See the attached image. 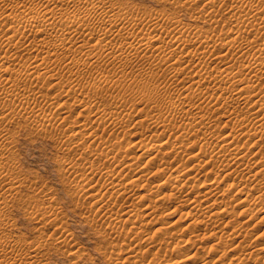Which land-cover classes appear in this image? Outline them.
Instances as JSON below:
<instances>
[{"label": "bare ground", "instance_id": "6f19581e", "mask_svg": "<svg viewBox=\"0 0 264 264\" xmlns=\"http://www.w3.org/2000/svg\"><path fill=\"white\" fill-rule=\"evenodd\" d=\"M160 1H163V0H160ZM164 2L166 5L169 4L168 7L171 6L173 9L176 10V12L177 11L179 12L180 10L185 9L186 11H188L190 13V15L188 14L190 16V18L192 17L195 21L197 19H201V18L209 21L210 22V28L209 29L207 28V29L210 30V32L208 33V30L206 29L207 30L206 31L204 29L203 31L204 32L206 31V33H204L200 29V27H202V25H199L200 26L199 27L200 30H199V29H197V27H195L196 24H195V26L194 25L190 26V25H192L191 23H189V25H188V23H185V22H184L185 24L183 22H182L183 23L182 24L181 21H179L180 18L178 20L177 19L178 17H176L175 15L172 16L170 14L169 16L168 15L166 16L167 13L166 14L164 13L165 16H164V14L161 16V14H157L158 11L153 13L150 10H149L150 12L146 11V12L140 14L139 10H137L138 12L133 11L134 10V9H132L133 7L131 8L130 6H128L132 10L128 9V8H124L123 5L121 7V5H120L121 2L119 4L118 0H0V165H1V163H4V158L6 157L5 154L8 155L7 153L9 152L8 151L9 147L7 146L8 143L6 144V140L10 137L11 133L13 131H15V129L12 128L14 130L11 129V132H10L8 126H9V124H12V123L18 124V122L21 120L25 121L27 124H29V126L35 125L38 128L37 129L38 131L40 130L41 132H45L46 134L47 133L48 134H50V133L57 134L58 137H55L54 136L55 134H52V135L55 138H57V140L59 139L58 143H60L59 145H61V148L67 154L68 153L71 154L72 152H74V154H75V155L73 154L74 157H76V154L78 153V151H80V149L83 151H89V153H90L95 149V147H96V149H95L96 151L99 150V149L97 150V148L102 147L101 151L96 152L94 150L92 152V153L96 154L95 155V160L97 161L96 163L88 161V162H83V164L77 166L81 162H79L77 164L71 162L73 164H70L68 161H67L68 163L66 161H64V164L62 166L60 173L63 174L62 176H64V175L67 176L68 180L71 177L75 178V180L77 181L76 182L73 179L77 183V184L75 183L76 186L74 184V186L76 188L75 192H77L80 195L79 196L77 194L79 197H82V198L84 197L85 199H88V198L94 199L93 200L94 203L91 202L92 203L91 204L89 202L91 204L88 208L89 210L91 209V211L93 210L94 212H96L100 215H103V216L106 215L107 213L109 214L108 207L109 206L112 207L111 204L108 205L109 203L108 204L106 203L107 205H104L103 203H105L106 201L108 202V200H111V199L113 200V198L117 199L120 197H123V198L130 197L131 195H133V192H134L132 190L134 188H136V186L137 187L140 186L138 183H141L140 180L143 178L141 175H143V176L146 175V174L144 175V172H142L143 174H140L141 173L140 168L137 169V166L133 167L136 164V163H133V161H132V163L131 162L130 163H126V162L123 163L121 161V158L123 160H125L124 158H128L131 155V152L128 151L131 148L129 146L130 144L128 146H126V148H128V149H125V148H123V147H125V145L119 144L120 143V142H118L119 137L118 138L116 137L118 140L116 139L117 143H115V141H113L115 138H113V140H111V138L110 139L108 138V140H103V138H101V137H103L104 135L102 134L101 136H99L101 134V133L100 134L98 133L99 128H101V127L103 128V127H105V125H108L109 127L112 125L117 131L116 127L119 128V126H121V125H124V124L126 125V123H127V122L125 123L126 119L123 122L124 124H122L121 118L119 119L118 117H115V111H113L114 115H113V112H111L112 110L110 111L112 114L111 113L107 114V113H109V111L105 114L104 113L105 111L103 110L104 106L101 105L102 107H100V104L98 103L100 100L95 102V103H96V105L98 103L99 107L104 112H101L100 108L96 107L95 103H90L88 100H91V99L88 96H86V98L87 97L89 98L87 100V102L86 101L84 102L85 97L84 98L82 97L83 102L80 101V100H82V99H80V95H82V92H83L82 89L84 87H86L88 84H90L89 83L90 81L85 86L83 85L84 87H81V89H80V87H78V86L76 87V85L79 82L78 79L76 78L75 80H76V82L77 81L78 82L75 85V88L72 87L71 90L68 89L69 91H66L67 89L66 90L64 89L62 91V93L64 91L67 92V93L66 92L64 93L65 95H62L61 91L57 90L58 92H60L59 94H61L62 96H60V95L56 96V94H54L56 97L55 96L49 97V95H46L44 93V89L46 88V86H48V87L46 88L45 91H47V89H51L50 85L53 86V87L51 86L53 89H54V87H58L60 80H62L64 78L62 76L63 78L59 80V77L57 76V73H59V70H56V72H55L56 74L53 72L54 68H57V67H59V69H62L63 71L65 70V72H67L71 78H73V77L75 78L76 75H78V74L81 75L82 73H87L89 71L92 73V71L90 69H91V67H93L95 65H99V67L100 66H102V67L103 66H108V67L113 66L115 68H118V70H120V73H125L124 70L126 68H128V66H130L134 60H137L140 58V59H144V61H145V59L149 60V59L154 58L156 56L157 62L155 64L153 63L152 67L150 66L151 64H149L150 67L148 66L149 68L148 67H146V68H148L149 70L151 68V70H152V73L150 72L151 74H153L155 69L158 71L164 70V72H165V69H167V71H169V72L171 71L169 74V81L171 82V85L173 84L172 86L175 87L174 91L176 92L175 93L173 91L174 93H171L170 92L171 90H169V91L165 90L167 93H160V91L155 90L156 88L155 89L146 88V90H145L146 95H147L146 97H152L153 98V100L151 101L153 103H151V105L154 104V102L158 101L159 106H161L160 103H163V102H168L172 106V108H170L171 111L169 112V117L165 113L166 116L164 118L167 117L168 120L163 119L162 118L163 116L160 118H162L163 120L170 121V123H171V121H174V119L177 118L176 117L177 115L179 116L180 114H185L184 116H186L188 118V120L190 119L189 120L190 122L188 124H186L185 127H181L182 129L184 128L185 130L187 129L188 131L196 129L195 131L201 133V135H202V132H200V131L205 130V133L203 132V137L201 139H203L205 137L204 140L207 139V140L211 141L210 142V141L206 140V141H204L205 143H208L209 145H210V143H213V142H216L217 143L216 145L220 144L219 150H216L214 148L215 151H217V152H215L214 150H211V152L213 151L212 152L213 154L211 152H210L211 153L210 154L209 152H207L209 145L207 146V144H205L203 142V144H204L203 148H201V147L199 148L200 150L202 149L203 152L201 151V153H203V154L199 155L200 153L193 154V152L195 150V149L194 150L192 149L193 147H191L192 151L190 150L191 152H189L186 150L189 148L188 146H186L188 148H185L184 144L181 147H180V145H177L178 143L176 144L175 140H176V138H177V141L180 139H179V137H175L174 142H175L176 146H173L171 144L173 142L172 141L170 144L173 147L172 146L170 147L171 150L168 153L176 156V155H180V152L185 153V151H187L186 155H188L189 153H192L191 155H193L190 157L191 164H193L195 162L197 163V161L199 162V164H197V166H195V164H196L195 163L194 166H192L191 168L189 167V170H187L188 168L185 169L182 166L186 171L183 174L180 173V169H181V171H183L182 170L183 168H181L179 166V164H176V166L178 165V167H180V169H178V167H177L176 170L178 173L176 172V175L174 173L172 174V172H171V175H169L165 180L161 181L159 179L160 182L157 180L159 183V187L160 186L164 187L168 184H169L168 186H170L171 185L170 183H172V181L174 183V186L172 183V187H171V188L174 187L173 189H171L173 192L170 191L172 196L170 195V193L169 194L167 193L168 194L167 195L166 192H161L162 194L164 193L163 195H167L164 197H167V198L173 197V199H176V201L178 199H179L178 201H181V200L183 201V199H186L188 196L181 199L182 196L180 197V192H181L180 188L183 186H187V187L190 186L191 187L190 190L192 192H193V189L196 190V194H195V192L193 194H195L197 197L195 199H191L192 201L189 200V201H191L190 203H191L192 207H191V209L188 208L189 209V211L187 212L188 214L185 213V211L187 209L185 211L184 210L183 211L180 210V211L184 212L185 215L187 214L189 216V218L192 217V216L190 217V215L193 214L192 212H195L194 213L195 215L210 214L209 219L212 218L213 219L212 222L215 221L214 226H216V220H218V219L220 220V218H221V220H224L222 218L227 216L226 214L229 215L228 212L230 210H227V208H225V205L227 204V202L225 204V198L227 197L226 199H228V196H227L228 195L227 194L228 188H229L228 185L225 187V189H227V190H224L223 185L226 183L223 184L221 182L223 184L222 189L225 191V193L224 194L222 193L223 194L222 196L220 195L223 200L219 201L220 199H218L217 196H218V193L221 191L220 190V188H221L220 187V180H219L221 176L218 177V174L216 172H214L217 174V175L215 174L216 177L213 176L215 178L213 180L212 179L210 180L212 182L209 181V177H208L207 181L210 183L205 182L206 181V179H205V181L203 180L204 182L203 183L201 182L200 185H198L196 183L199 181V178L197 177L198 181L195 180V177L198 176V174L195 175L194 180L196 182L194 180L193 181L196 183L197 186L194 183H193V186H192V184H189V186H188V182L191 180L187 181L185 178L187 176H190L192 172L194 174L195 173L194 171H196V173H199L201 171V169L203 170L206 167H210V165H212L213 163L219 162L220 160H223V159L225 160V157L226 158L229 157L228 158L229 162L224 163V165H223L224 167L222 169L220 168V171L222 170V172H223L222 174H224L226 178L230 177V175L232 173H235L237 171L236 172L237 174L235 173V175H231V176H233V177L236 175L238 176L239 175L238 173H240V175L242 176L241 177L242 179L244 177L245 178L247 177L246 179H243L244 181L248 180L250 182H253L254 185H256L255 184V182H256L257 184L260 185V188L262 189L261 185H264L263 184L264 183V165H262L263 167L258 166L260 168H258L252 174V172L255 169L252 168L251 166H246L248 164H246V165H242V164H244L243 162L245 160L248 161L247 158L249 156H250L249 158H251V159L253 157H255V158L258 157L257 156L258 154L261 156V152L259 149L260 148L259 142L261 140H264V0H233V3L230 1V3H232V4L226 3V0H204L201 5H198L199 7L198 6L193 7V5L191 4L192 0H164ZM220 12H222L224 14L221 15ZM173 14H174V12H173ZM203 19H202V21H203ZM192 27H194V28H192ZM215 31H217L218 33H216ZM214 34H217V35H214ZM91 51H95V52L90 53ZM26 55H27V57H25ZM214 60H215V62L218 61L217 65H214V63H213ZM144 61H143V63H144ZM151 61H152V59H151ZM152 62H150V63H152ZM147 63H148V61H147ZM147 63H145V65ZM139 64H140V62L138 63V65ZM218 64H220V65L218 66ZM138 65H135V66H138ZM139 66H141V65H139ZM95 67H97V66H95ZM99 67H97L99 70L102 69L101 67L100 68ZM110 67L108 69H113V67L112 68H110ZM141 68H143V66ZM146 68L144 67L143 69H146ZM143 69H140V67H139V69H138L139 72H138L137 76L138 75L139 76L140 75L145 76V74H143L144 73ZM208 69H210V71H207ZM118 70L116 71V74L124 76L120 73H117V72H119ZM132 70L134 71V68H132V66H131L130 71H132ZM202 70H205V71H202ZM135 71L137 72V70H135ZM200 71H202V72H200ZM90 72H89V74H91ZM128 72H127V74H128ZM148 72H146V73H148ZM95 73H97V71ZM104 73H102V71H101V74H104ZM61 74H63V72ZM133 74L134 73L131 74L133 77L136 76ZM161 74H159V75H161ZM85 75L87 76V74H85ZM85 75L82 74L81 76L86 77ZM165 75H166L165 77L168 78L167 77L168 74H165ZM245 75H246V77H245ZM89 76H91V75H89ZM102 76H104V75H102ZM84 77H82L79 80L83 82ZM103 79H104V77H103ZM114 79L115 78H113V82H114ZM119 79L117 81H119ZM130 79H131V77H130ZM141 79L143 80L142 77H141ZM98 80H100V79H98ZM98 80H96V81H98ZM104 80H106V79H104ZM107 80L109 81L108 78H107ZM110 80H112V79L110 78ZM123 80L125 81V78ZM165 80H167V79H165ZM184 80H188V83H190L192 85L191 87H195V85H196V87L194 89H191L190 87H185L187 82ZM100 81L102 82V79ZM141 81H140V83H141ZM169 81H167V82H169ZM180 81L181 82L184 81V83L186 82V84H183L185 88L182 87L183 90H181V91H180V89H181L180 88V83H181ZM67 82L69 83V80ZM71 82H74V81L71 80L70 83ZM101 82H97V83H101ZM132 82L135 83L136 81H132ZM84 83L85 82H83V84ZM93 83H94L93 85H91L92 83L89 85L90 87L88 86L89 90L87 91V93H90V92L94 93L95 92L94 95H96V92L98 90H100L103 86L101 87L100 84L97 85V84H95V82H93ZM105 83H103V84H105ZM117 83H116V79H115V84H117ZM124 83H121V85H123ZM137 83H139V82H137ZM21 84H24V86L27 85V87H29L31 89V92L24 90V88L20 89ZM80 84H82V83H80ZM80 84H78V85H80ZM108 84L106 85L107 87H109ZM111 84H109V85L111 86ZM141 84L145 85L146 83H141ZM147 84H148V82H147ZM208 84H213V86H215L214 89H212L213 87H211L209 85V87H210L209 89L212 90L211 92H209L210 90L206 91L208 88L205 91L202 89L203 87L207 86ZM65 85H64V87H65ZM121 85L119 83L118 86H121ZM131 85H133V84H131ZM24 86L22 85V87H24ZM71 86H74V85L72 84ZM106 86L104 85V88ZM149 86L153 87L152 85H150V83L148 84V87ZM187 86H188V84H187ZM234 86H236V88ZM70 87H67V88H70ZM115 87H117V86H115ZM110 88H108V89H110ZM159 88L157 87V89H159ZM22 89L24 91H20ZM116 89H118V88H116ZM167 89H169V88H167ZM140 90H141V88H140ZM84 91H85V89H84ZM107 92H106V94H107ZM168 92H169V94H168ZM47 94H49V93H47ZM102 94H104V93H102ZM52 95H50V96H52ZM87 95H89V94H87ZM117 96H115L116 99H119V98H117ZM92 97H94L93 94H92ZM112 97L113 96L111 95V98ZM146 97H145V99L147 102L150 99L147 100ZM69 98H71V100L75 99V101L73 103L69 102V104H68L69 106H68L65 101H69L68 100ZM94 98L92 100H94ZM56 99H61L63 101H62V103H60V102H58L59 101L58 100L57 101L58 104L54 105V103H56L55 102ZM120 101H121V99L118 101V103ZM122 101H123V99H122ZM188 103L193 104L192 107H194V105H196L197 107H200L198 105H202L204 103V105L205 106L207 105L208 108L211 107L212 112H214V113H217L222 108L227 109V110H225L227 115L225 113L222 115H224V116L226 115L224 117L225 118V124H227V125L231 124L230 129L228 130V128H224L223 130L222 129L220 130V129H216V127H215V129H212L211 128V122H213V120L211 118H209L208 120L207 119L206 120H204V119L199 120L198 119V121H197V116H198L199 112L194 113L190 109H187L186 105H188ZM114 105H115V107L117 106L116 103ZM122 105H123V103H122ZM122 105H120V107ZM149 105H147V106H149ZM76 106L83 107L81 112L77 111L79 113H77L78 116L76 114V117L85 118L84 120L77 121L78 118H76L77 120L73 121L72 120L73 118L70 119L72 116L75 117L73 115V112H74L73 110H75ZM159 106H157V107L159 108ZM166 106H167V104L165 105V107ZM167 109H169V107ZM147 110H149V109H147ZM132 111H133V109L131 110V112ZM129 112L126 113V115L129 114ZM146 112H148V111H146ZM166 112H167V110H166ZM212 112L210 114H213ZM41 113H44L43 117H42ZM222 115H220V117ZM127 116H129V115H127ZM151 116H152V114H151ZM132 117H134V116H132ZM152 117L154 118V115ZM202 117L204 118V116H202ZM206 117L207 116H205V118ZM200 118H201V115H200ZM70 120L73 122H71ZM130 120H131V117L128 120V122ZM154 120L156 122L155 118L153 120L151 118V122H149V125L154 126L156 124L154 122ZM134 121H132V122L134 123ZM136 121H138V119ZM142 121H144V120H142ZM142 121H140V119H139V121H138L139 123L136 122L133 124L132 127L133 128L135 127V131H134L135 133L133 132V134H131L132 136L130 135L131 137H134V136L136 137V135H138L137 137H140V136L146 134V132L145 133H143V132L148 127L146 128V125L144 124L146 121H144L143 123H142ZM160 121L161 120H159L158 122L160 123ZM175 121H174V123H175ZM158 122H157V124H158ZM15 124H14V126H15ZM21 124L22 123H20V125ZM23 124L21 125V127L26 125V124H24V125ZM161 124H163V122L160 123L158 125V127H160ZM167 125H170V124H167ZM167 125H166V127L165 126L164 127L169 129ZM175 125L177 126V124H175ZM161 126H163V125H161ZM172 126H174V125L172 124ZM31 127H33V126H31ZM155 127H157V126H155ZM158 127H157V129H158ZM227 127H229V126H227ZM16 128H18V126ZM25 128H27V127H25ZM133 128H131V129H133ZM160 128H162V127H160ZM105 129H106V127H105ZM148 129H150V128H148ZM170 129H172V128H170ZM206 129H209V130L211 129V131L208 130L209 131L208 132ZM109 130H111V129H109ZM109 130L108 131L103 130V131H106L105 133H109L110 132ZM197 130H200V131H197ZM147 131L149 132L150 130H147ZM175 131H178V130H175ZM179 131L177 133H179ZM33 132L34 131H32L31 133H33ZM114 132H115V130H114ZM189 132L191 133L192 131H189ZM13 133H16V132H13ZM124 133H126V131H124ZM175 133L176 132H174V134ZM199 133H198V135H200ZM42 134H44V133H42ZM115 134H114V136H115ZM126 134H129V133L127 132ZM179 135H180V133H179ZM194 136H196L195 133H194ZM151 137H149V138L153 140V138H151ZM155 137H157V136H154V146L151 145L152 147L150 146V148L144 147L142 149L140 148L141 149L140 150L139 148H137L135 146L136 142L134 144L133 143L134 141H133L132 142L133 144H131L133 146V148L138 149L137 150L138 153L140 152V154L143 155V157L145 155L148 162L147 163L144 162V165H148V166L152 165V163H153V162L151 163L152 157L154 155L157 156L160 152L161 153L164 152L166 147H168V146H166V147L162 146V144L164 145V143L156 145L157 142L155 143V141H157V139H160V138L157 137L155 139ZM12 138H14V137H12ZM9 139H11V138H9ZM57 140L55 139V142H57ZM241 140L247 141V143H249L248 141H251L252 143L251 142L250 143H251L252 147L250 146L251 148L250 147L247 148V147H245L246 145H244V146H241V148H240V146L237 147L234 145L235 143L237 144L239 141L242 142ZM160 141H162V140H159L158 143ZM166 141L168 142V139ZM167 142H166V144H169ZM129 143H131V142H129ZM139 143L137 142V144H139ZM141 143H142V141H141ZM244 143H246V142H244ZM147 144H150V143H146V145L145 144L144 145L147 146ZM151 144H153V143H151ZM203 144H201V145H203ZM201 145H199V146H201ZM216 145H214V146H216ZM233 146H235V147H233ZM147 147H149V145ZM196 147H198V145ZM169 149L167 151H169ZM196 150H197V148H196ZM129 153H130V155H129ZM138 153H136V154H138ZM161 153L158 157H155V159L159 158V160H160ZM207 153H209V154H207ZM84 154H86V153H84ZM84 154L82 153L83 156H84ZM140 154H138V155H140ZM164 155H165V153H164ZM164 155H163V157H164ZM175 156H172V157H175ZM79 157L81 158V156H79ZM84 157H82V158L84 159ZM138 157H136V158H138ZM172 157L170 156V159ZM176 157H175L174 162H177ZM202 157H203V159L208 158V160L207 161L201 160ZM187 158L189 160L188 156H187ZM83 159H81V161ZM170 159H168L166 161V163ZM76 161H77V158H76ZM78 161H79V158H78ZM83 161H86V160H83ZM225 161H227V160H225ZM249 161H250V159H249ZM106 162H110L112 164H115V168H112V170L106 168L107 170H105V163ZM154 162H156V161L154 160ZM163 162L164 161H161L162 164H164ZM172 162H171V164H172ZM190 162L188 161V163H190ZM200 162L204 163V165L200 164ZM258 162H260V161H258ZM65 163H67V164H65ZM168 163H170V162H168ZM221 163H219V165H222ZM252 163L254 164V160L252 161ZM252 163H249V165ZM262 163H264V161H262ZM8 164L9 163H7V165ZM162 164L160 166L159 164L157 165L155 163V165L158 167L157 169L155 168L158 175H159L158 170L161 169V167L166 166L165 164L164 165H162ZM259 164H261V162ZM60 165H62V164H60ZM213 165H215V164H213ZM111 166L112 165L110 164V167ZM241 166H243V167L245 166V167L240 169ZM7 167L8 168L4 167L3 164L0 166V264H45L42 261L40 255L44 249H47V248H50L51 246H53L54 245L53 242L48 241L46 239H42V240L38 241L36 244L27 245L26 241H24L21 238H14V237L6 236L3 234L4 230L10 226L8 219L5 217L6 216L5 207H6V209L9 207V202H7V203L3 202L5 200L4 197H6L9 200L10 196H13L16 193L17 188L22 183L21 180L17 179L16 177H13L12 168H9V166H7ZM59 167L61 168V166H59ZM255 167H257V165ZM168 168L169 167L165 168V170ZM211 168H208V169H211ZM141 169H142V167H141ZM144 169H145V167H144ZM144 169H142V170H144ZM163 169L161 170V172L163 171ZM199 169H200V171L197 172ZM211 170H210V172H211ZM174 171H175V168H174ZM205 171H206V169H205ZM132 172H135L136 174L134 176L126 179L125 181L121 182L122 181L121 176H127V175H129V173H132ZM153 172L156 173L155 171H153ZM162 173H164V172H162ZM207 173H206V175H207ZM150 174H151V172H150ZM157 174H155V175H157ZM219 174H221V173H219ZM161 175L159 176L160 178L163 177L165 174L162 176ZM201 175H199V176L201 177ZM182 176L185 178L182 179ZM149 177H151V176L149 175ZM191 177H193V176L191 175ZM225 177L223 176V178H225ZM188 178L189 177H187V179ZM223 178H221V181ZM230 178H232V177H230ZM230 178H227V179L229 180ZM241 178H240L239 182H241V184H242L243 181H241L242 180ZM191 179H193V178H191ZM200 179H202V178H200ZM70 180L72 181V179H70ZM146 180H148V179L146 178ZM142 181H143V179H142ZM144 181H145V178H144ZM98 182H99V184L102 183L101 186L104 188L103 192L100 190L101 187H100V185H98ZM145 182H146V184H148L147 181H145ZM223 182H224V180H223ZM18 183H20V184L17 185ZM72 183H74V182H72ZM190 183H192V182H190ZM231 183H232V185L233 184L236 185L235 181L234 182L232 181ZM253 183H250V184H253ZM143 184H145V183H143ZM175 184H177V185H175ZM245 185H246V183H245ZM247 185H248V183H247ZM254 185L252 188H254ZM98 186L100 187V189L98 188ZM148 186H150V185H148ZM157 186L158 185L156 184L155 187H157ZM233 186H232V189L234 191L236 190L237 192L235 191L236 194H234V195H236V196H234V198H232V199H236L235 197H237V194L239 195V198L237 197L238 201L237 200L236 201L241 204V205H239V203H237L239 205V207L241 206V209L243 206H246V208H248V206L250 207L249 203L250 202L252 203V201H253V203H257L259 201L264 200L263 193H262L263 196L261 195V193H260V195L259 194L254 195L252 193L253 194L252 195L251 193H249L251 190H249V192H245V190H244L245 188L244 189H242L243 187L240 188L241 185H239L240 187L239 186L233 187ZM243 186H244V184H243ZM151 187L152 186H150V189H151ZM159 187H158V189H159ZM187 187H185V188L187 189ZM260 188H259V190H260ZM165 189H166V187H165ZM257 189H258V186H257ZM152 190H154V189H152ZM233 190H231V192ZM254 190L256 191L255 188H254ZM96 191H97V193H96ZM100 191H101V194H100ZM148 191H150V190H148ZM168 191H169V189L167 190V192ZM153 192L150 191V193H153ZM183 192H185V189ZM258 192L259 191L257 190L256 193H258ZM263 192H264V190H263ZM232 193H230V195ZM188 194L190 196L189 191H188ZM202 194L207 195L206 197H208V195H210V198H211V196L215 197V198L217 197L216 199H218V200L214 201V199H213V201H214L213 202L212 198H211V200L208 199V200L212 201V203L210 205L207 204L206 206H204V204L207 203L208 201L204 202L203 200H201L202 197L204 196ZM45 195H46V193H45ZM195 195L192 197L194 198ZM200 195H202L200 197L201 199L198 197ZM42 196H44V194ZM146 196H144V197H146ZM184 196L185 195L183 193V197ZM232 196H233V194H232ZM144 197H143V199H144ZM206 197H204V200L206 199ZM82 198H80V199H82ZM158 200L161 203L160 199H156V201H158ZM169 200H168V203H169ZM121 201H122V199H121ZM141 201H142V199H141ZM165 201L163 202V204L164 203L166 204L167 201L166 202ZM228 201H230V200H228ZM125 202L127 203V201H125ZM262 202H264V201H262ZM111 203H113V202H111ZM116 203H118V202L115 201V204ZM151 203H148L147 205H149ZM178 203H180V202H178ZM187 203H188V199H187ZM121 204L125 205L123 202ZM247 204H249V205L247 206ZM259 204H262V203H259ZM132 205H130V206H132ZM152 205H154V204H152ZM152 205H149V206H151L150 208H152ZM180 205H182V204H180ZM191 205H189V206H191ZM227 205H229V203ZM120 206L121 205H119V207ZM127 206H129V205H127ZM145 206H146V204H145ZM158 206H160V204ZM175 206L173 208H175ZM177 206H179V204H177ZM177 206L174 209V215L177 214L176 212H177V209L179 208ZM116 207H115V211H116L115 213H113L114 209H112L113 212L111 211V208L109 210L112 212V215L111 216L109 215V218L107 217L108 219H110V220H108V221H110V223L106 221L107 223H109L112 226H114V225L119 226L118 222L121 223V221H124V222L127 221L130 223H132L131 221H135V223H137L136 222L137 219H142L143 217H145L147 214H149L151 212H152L151 214L154 215L153 211H156L158 209V208L156 209V207L154 206L153 207L154 209H152L151 212L148 211L149 213H147L146 215L144 214L145 216H142L143 215L142 211L140 209H138L140 207L135 206L137 208H134V209L131 208L132 210L131 209L127 210V212L123 211V214H126V216L124 218H122L123 214H120L121 209L120 210L118 209L120 212L119 213L116 210ZM251 207H252V209L251 208H248V209L252 210V212L248 209H245V207L243 208L244 211H246V210L250 211V217L248 220L252 221V219H254L253 217L258 215L259 216L258 218L260 220H258V218L256 217L257 220L260 223L264 222V207H263V205H262L263 208L262 207L260 208V206L258 205L259 209L257 210V208H256V212L254 211L255 208H253L252 204H251ZM150 208H148V209H150ZM54 209L55 208L52 205H51V207L46 209L45 212L48 214L49 218H51V217L53 219L57 218L58 215H56L57 213L53 211ZM124 209H126V208H124ZM127 209H129V208H127ZM143 209L145 210L146 208H143ZM162 210H163V208H162ZM172 210H170L171 213L168 212L169 216H170V214H173ZM244 211L241 214H243V213H247V215L249 214L247 211L246 212H244ZM94 212H93V214H96ZM111 212H110V214H111ZM178 212H179V209H178ZM108 214H107V216H108ZM237 214H239V213H237ZM156 215L157 214H155V216ZM166 215H164V216H166ZM181 215H182V217L185 216L183 214H181ZM239 215H238V217H239ZM150 216H151V218L153 217L152 215H149V217ZM93 217H97V216L93 215ZM146 217H148V216H146ZM179 217H180V215H179ZM179 217L177 219L178 223H180V220H181V218H179ZM198 217L200 218V216H198ZM227 217L229 218V216H227ZM227 217H225V218H227ZM103 218H105V217H103ZM107 218H106V220H107ZM232 218H233L232 219V221H233L234 217H232ZM155 219H156V217H155ZM200 219H198V221H201ZM94 220H96V219H92V221H94ZM99 220H100V218H99ZM142 220H144V219H142ZM195 220H196V217H195L194 221ZM248 220H245L244 222L246 223V221H248ZM89 221H91V220H89ZM218 221H217V223H218ZM249 221H248V223H251ZM55 222H57V221H55ZM127 222H126V224H127ZM150 222H152V221H150ZM201 222L205 223L204 220ZM201 222H199V225L201 224ZM209 222H210V220H209ZM221 222L219 223L220 225L222 224ZM237 222H235L237 225L234 224L235 227L237 226L236 229H238V227L240 229H242L245 226L243 223L239 222V223L244 225V226H241L242 227L241 228L238 225L239 223H237ZM93 223H95V222H93ZM101 223H102V220H101ZM103 223H105V221ZM135 223H134L133 227H135L136 225L138 226V224L135 225ZM173 223L171 225H173ZM227 223H226V225H227ZM91 224L92 223H90V225ZM109 224L107 227H110ZM175 224H176V222H175ZM192 224H193V221L191 222V225ZM229 224H230V222H229ZM253 224H256V223H253ZM95 225H96V223H95ZM124 225H125V223H124ZM206 225H208V224H206ZM211 225L213 226V224H211ZM222 225H224V222ZM226 225H224V227ZM231 225H232V223L230 224V226L227 225V227H231ZM234 225H233V227H234ZM257 225L258 224H256V227H257ZM212 226H211V228H212ZM214 226H213V228H214ZM247 226H249V225H247ZM122 227L125 228V226H122ZM128 227H129V230L131 232L132 227L131 228H130V226H128ZM227 227H225V228L227 229ZM221 228L224 231L222 226H221ZM250 228H251V226H250ZM119 229H120V227H119ZM158 229H160L161 233H162V230L165 231L164 228H162V230H161V228H158ZM122 230H123V228H122ZM127 230H128V228H127ZM222 230L220 228H219V230L217 229L218 232H221ZM229 230H231V229H229ZM247 230H249V229H247ZM133 231H134V229H133ZM160 231H158V232H160ZM197 231H199V230H197ZM226 231H228V230H225L224 232H226ZM231 231L233 232V230H231ZM110 232H112V230H110L106 233H110ZM122 232L120 231V233H122ZM127 232H129V231H127ZM232 232H231V236H232L231 239L234 238L233 235L235 233L238 234L241 231L237 232V230H236L235 233L234 232L232 233ZM101 233H105V232L102 231ZM125 233H126V230H125ZM134 233H135V231H134ZM134 233H132V234L134 236H136V234H134ZM139 233L140 232L138 231V234ZM148 233H150V232H148ZM163 233H165V232H163ZM215 233L217 234V232H215ZM244 233L245 232H243V234ZM246 233L248 234V232H246ZM129 234L130 233H128L127 235L125 234V235L128 237ZM147 234H146V237H147ZM171 234H173V233H171ZM216 234L214 235V233H213V235H212V233H211L212 236H217ZM111 235H112V233H111ZM262 235H263L262 237H264V232L262 233ZM134 236H133V238H134ZM196 236H197V234H196ZM67 237H66V234L63 232L57 239L58 245L60 247H63L65 249L69 250L72 253H75L76 251H74V250H76V249H74L72 241H70ZM129 237H132V235ZM219 237H217V238L219 239ZM225 238H226V236H225ZM236 238H238V235ZM151 239L155 240L154 238H151ZM229 239H230V236H229ZM255 239H257V238H255ZM258 239H259V237H258ZM201 240H202V238H201ZM226 240L228 241V239H226ZM135 241L136 240H134V242ZM192 241H193V239H192ZM192 241H190V242H192ZM128 242H129V240H128ZM128 242H126V244ZM140 242L141 241H139V243ZM147 242H148V244H151L153 241L152 242L150 241L151 243H149V241H147ZM252 242H253V239H252ZM154 243H155V241H154ZM154 243H152V246ZM215 243H216V241H215ZM220 243H221V241H220ZM238 243H239V245H236V247H234V248L235 249L236 248L242 249V247H241L243 245V244H241L242 242L241 243L238 242ZM126 244H125V246H126ZM130 244L132 245L133 243H128L127 247H125V248L122 247L120 249V251H119L118 246H116L117 247L116 250H114V251L112 250L113 251V252H111L112 255H110V257H111L110 261L112 260L111 261L112 264H117V263L125 264L124 261H126V262L130 261V259H129L131 257L130 255L132 254L133 251H136L135 250L136 248L133 249L134 244H133V246H131ZM156 244H157V242H156ZM223 244H222V246H223ZM137 245H135L134 247H136ZM146 245L147 244H145L144 247H146ZM157 245H159V242ZM213 245L216 247L215 244H213ZM213 245H211V247H213ZM218 245H217V247H218ZM247 245H248V243H247ZM147 246H151V245H147ZM244 246H243V248H244ZM144 247H142V245H140L139 248L143 249ZM255 247H257V246H255ZM148 248H150V247H148ZM234 248H233V250H234ZM261 248L263 249L264 247L261 246ZM261 248H260V250H262ZM141 249H139V250L141 251ZM205 249H206V247H205ZM217 249L218 248H216V250ZM237 250L241 251L240 249H237ZM208 251H210V250H208ZM101 252H104V251H101ZM222 252H224V250ZM254 252H253V255H250L249 258L247 256H248V254H251L252 251H251V253H248V254L246 252L247 259H245V260L243 259V261L241 259V263L240 262H238V263L239 264H250L248 262L252 257L255 258V260H256L257 254L255 255ZM78 253H79V251H78ZM134 253H137V252H134ZM141 253H142V251H141ZM243 253L239 252L238 254L244 255ZM144 254H146V253H144ZM260 254L262 255V253H260ZM153 255H154V252H153ZM155 255H157V254H155ZM241 255H238V256H241ZM235 256H237V255H235ZM263 256H264V254H263ZM263 256H261V257H263ZM135 258H136V256H135ZM233 258L235 259V257H233ZM237 258H236V260H237ZM243 258H244V256H243ZM253 258H252V260H254ZM134 259H133V261H134ZM152 260H154V259H152ZM152 260H149V261H152ZM238 261H240L239 258H238ZM257 261H259V260H257ZM131 262H132V260H131ZM232 262H230V264ZM127 263L131 264L129 262H127ZM155 263H157V262H155ZM223 263H225V262H223ZM236 263H237V261H236ZM132 264H145V263L138 260L135 263L132 262Z\"/></svg>", "mask_w": 264, "mask_h": 264}, {"label": "rangeland", "instance_id": "374dc122", "mask_svg": "<svg viewBox=\"0 0 264 264\" xmlns=\"http://www.w3.org/2000/svg\"><path fill=\"white\" fill-rule=\"evenodd\" d=\"M203 1L204 0H192V5H193V7H197L198 5H201L202 3H203ZM230 1L233 3V0H226V3H229V4H232V3H230ZM120 2H121V4H120ZM118 3L121 5V7H122V5H123V7L124 8H128V9H131L132 7V9H134L133 11H135V12H138L137 10H139V13L140 14H142V13H144V12H146V11H152L153 13H155V12H157V14H161V16L165 13H167L166 14V16L168 15H175L176 17H178L177 19L179 20V18H180V20L179 21H181V23L183 22H185V23H188V25H189V23H191L192 25H190V26H195V24H196V26L195 27H197V29H199V25H202V27H200V29L203 31L204 29L206 30L207 28L209 29L210 28V22L209 21H207V20H204L203 18H201V19H197L196 21L191 17L190 18V13L188 12V11H186L185 9H182V10H180L179 12L177 11L176 12V10L175 9H173L171 6L170 7H168L169 6V4L168 5H166L165 4V2H164V0L163 1H160V0H118ZM190 5V4H189ZM228 5V4H227ZM128 6H130L131 8H129ZM199 7V6H198ZM167 8V9H166ZM131 9V10H132ZM141 10V11H140ZM175 10V11H174ZM149 11V12H150ZM165 11V12H164ZM167 11V12H166ZM171 12V13H170ZM173 12H174V14H173ZM169 13V14H168ZM165 14H164V16H165ZM180 14V15H179ZM189 14V15H188ZM220 14L221 15H223L224 13H222V12H220ZM179 15V16H178ZM227 15V14H226ZM191 19V20H190ZM202 19H203V21H202ZM208 22V23H207ZM182 23V24H183ZM184 23V24H185ZM187 25V24H186ZM187 25V26H188ZM198 25V26H197ZM189 26V27H190ZM192 28H194V27H192ZM199 29V30H200ZM207 29V30H208ZM206 30V31H207ZM206 31L204 32V33H206ZM210 32V30H208V33ZM216 33H218L217 31H215ZM207 33V34H208ZM212 33V32H211ZM214 35H217V34H214ZM94 53L95 51H91L90 53ZM25 57H27V55L25 56ZM24 57V58H25ZM151 59H152V61H151ZM151 59H149V60H146L145 59V61H144V59H137V60H134L133 61V63L130 65V66H128V68H126L125 70H124V72L126 73H120V70H118V68H115V67H113V66H109L110 68H112L113 67V69H108L109 67L108 66H100L102 69H98L97 67H99V65H95V66H97V67H95V66H93V67H91V71H92V73L91 74H89V72H87V73H82L83 75H85V74H87V78L86 77H84V76H81V75H76V77L74 78H71L69 75H68V73L67 72H65V70L63 71L62 69H59V67H57V68H54V73L56 72V70H59V73L61 72H63V74H59V73H57V76L59 77V80L60 79H62L63 77L65 78H63L62 80H60V83H59V85H58V87H54V89L52 88L53 86L52 85H50V88L51 89H47V91H45L46 90V88L48 87V86H46V88L44 89V93L46 94V95H49V97H54L55 95L54 94H56V96H62V95H65L64 93L66 92V91H69V90H71V88L73 87V88H75V85L77 84V82H78V84H80V83H82V84H80V85H76V87L78 86V87H80V89H81V87H84L86 84H88V82L91 84V85H93L94 83L93 82H95V84H97V85H99L100 84V86L102 87L100 90H98L97 92H96V95H94L95 94V92L94 93H87V91L89 90V88H88V86L90 85V84H88L86 87H84L83 89H82V95H80V99H82V100H80V101H82L83 102V98H84V102L86 101L87 102V100L90 98L91 100H88L90 103H95V102H97V101H99L98 103L100 104V107H102V106H104L103 107V110L105 111H103L100 107H99V104L97 103V105H96V103H95V105H96V107H98V108H100V110H101V112H104L105 114L109 111V113H107V114H110L111 112H113V111H115V117H118L119 119L121 118V121H122V124H124L123 122H124V120H125V123H126V125L124 126V125H121V126H119V128L121 129H119L118 127H116L117 128V131H116V129L111 125L110 127L108 126V125H105V127H106V129H105V127H101V128H99L98 129V133L100 134H98L99 136H101L102 134L104 135L103 137H101V138H103V140H108V138L110 139L111 138V140H113V138H115L113 141H115V143H117V138L119 137V141L118 142H120L119 144L120 145H125V147H123V148H125V149H128V148H126V146H128L129 144V146L131 147L128 151L129 152H131V155H130V153H129V159L128 158H124L125 160H123L122 158H121V161L124 163V162H126V163H132V161H133V163H136L133 167H136L137 166V169L138 168H140V171H141V173L140 174H143L142 172H144V175L146 176H143V175H141L143 178V181H142V179L140 180V182L141 183H138L140 186H136V188H134L132 191H134L133 192V195H131L130 197H125V198H123V197H120V198H113V200L111 199V200H108V202L106 201H104L105 203H103L104 205H107L108 203V205H110L111 204V206L112 207H110L111 208V211H112V209H114V212L113 213H115L116 211H115V207H116V210L119 212V210H120V214H123V211H126L127 212V210H130L131 208H137V207H135V206H138V207H140V208H138V209H140L141 211H142V216H145L147 213H149V212H151L152 211V209H154L153 207L155 206L156 207V211H153V213H154V215L153 214H151V213H149V214H147L146 216H148V217H141L142 219H144V220H142V219H137L136 220V222L137 223H135V221H131L132 223H130V222H127V221H121V223L120 222H118V225L119 226H112V225H110L109 223H110V221H108V220H110V219H108L109 218V215L111 216L112 215V212L111 211H109L110 210V208L108 207V212H109V214H108V216H107V214L106 215H100V214H98V213H96V212H94L93 210V212L94 213H96V214H93V212L91 211V209L89 210L88 208H89V206L92 204V203H94L93 202V200L94 199H92V198H88V199H85L84 197L82 198V197H79L80 195L77 193V192H75L76 191V188H75V186H76V180H75V178H70V179H72V181L69 179L68 180V177L67 176H62L63 174H61L60 172H61V169H62V166H63V164H64V161H68L70 164H73V163H75V164H77V163H79V162H81V163H79L77 166H79V165H81V164H83V162H88V161H90V162H97L96 160H95V155L96 154H94V153H92L95 149H96V147H95V149L92 151V152H90L89 153V151H83V150H81L80 149V151H78V155L76 154V157H74V152H72L71 154H67L62 148H61V145H59L60 143H58L59 142V139L57 140V138H55V137H58L57 136V134H55V133H50V134H46L45 132H41L40 130L38 131L37 129V127L35 126V125H30L29 126V124H27L25 121H23V120H21V121H19L18 122V124L16 123H14L15 124V126L17 127L18 126V128H16L15 126H14V124L12 123V124H9V126H8V128H9V131L11 132V129L12 128H14L15 129V131H13V132H16V133H11V135H10V137L9 138H11V139H7L6 140V144H7V146L9 147V149H8V155H6L5 154V158H4V163H1V165L3 164V166L4 167H6V168H8L7 166H9V168H12V174H13V177H16L17 179H19V180H21V184L20 183H18L17 185H19V187L17 188V190H16V193L13 195V196H10V198H9V200L6 198V197H4L5 198V200L3 201V202H5V203H7V202H9V207L6 209V207H5V210H6V218L8 219V221H9V224H10V226L7 228V229H5L4 230V232H3V234L4 235H6V236H11V237H14V238H21V239H23L24 241H26V243H27V245H31V244H36L38 241H40V240H42V239H46V240H48V241H51V242H53L54 243V245L53 246H51L50 248H47V249H44L43 251H42V253H41V259H42V261L45 263V264H112L111 263V261H110V255H112L111 254V252H113L114 250H116V246H118L119 247V251H120V249L122 248V247H127V245H128V243H133L134 244V246L135 245H137L136 247H134L133 246V244L131 245V246H133V249H135L136 251H133L132 252V254L130 255L131 257L129 258L130 259V261H127V262H129V263H131L132 264V262L133 263H135V262H137L138 260H140L141 262H144L145 264H154L155 262H157V263H155V264H230V262H232L231 264H239L238 262H240L241 263V259H242V261H243V259L245 260V259H247V257L249 258L250 257V255H253V252H254V254L256 255V260H255V258H253L254 260H252V258L249 260V262L248 263H250V264H264V256H263V250H264V248L262 249L261 248V246H263L264 247V237H262L263 235H262V233L264 232L263 230H264V222H262V223H260L258 220H260L258 217V215L257 216H255V217H253L254 219H252V221L250 220H248L249 219V217H250V211L252 212V210H250V209H248V208H251L252 209V207H251V204H252V206H253V208H255L254 209V211L256 212V208H257V210L259 209L258 208V205L260 206V208L262 207V205H263V207H264V202H262V201H264V200H262V201H259V202H257V203H253V201H252V203L250 202L249 204H250V207L248 206L249 204H247V206H248V208H246V206H243L242 207V209L245 207V209H248V210H250V211H247L249 214L247 215V213H243V214H241L243 211H244V209L242 210L241 209V206L239 207V205H241L239 202H237L238 200V198H239V195L237 194V197H235L236 199H232V198H234V196H236V195H234V194H236L235 193V191L232 189V186L234 185H232V181L234 182L235 181V184L236 185H234L233 187H237V186H239V185H241V187L240 188H242V189H244L245 190V192H249V190H251L249 193H253L254 195H260V193H261V195H262V193H263V195H264V192H263V190H264V185H261V187H262V189L260 188V185L259 184H257L256 182H255V184L256 185H254V183L253 182H250V181H244L243 179H246L245 177L242 179L241 177V175H240V173H238L239 175L236 177V176H231V175H235V173L237 172H235V173H232L231 175H230V177H232V178H230V177H227V178H230L229 180L225 177V175L224 174H222L223 172H222V170L220 171V168L222 169L224 166V163H228L229 161V157H225V160H227V161H225L223 158V160H220L219 162H216V163H213V164H215V165H210V167H206V168H204L203 170L201 169V171H200V169L197 171V172H199V173H196V171H194L195 173L193 174V172L191 173V175L193 176V177H191V175L190 176H187V177H189L188 179H187V177L185 178V177H183L182 176V179L183 178H185L187 181L188 180H191V181H189L188 182V186H189V184H192V186H193V183L196 185V183L198 184V185H200L201 184V182L203 183L204 181H205V179H206V181L205 182H208L207 181V179H208V177H209V181L212 179H214L215 177H216V175L218 174V177H220V194L218 193V199H220L219 201H221V200H223L222 198H221V196L225 193V191L224 190H227V189H225V187L228 185V199H226L225 198V204H226V202H227V204L229 203V205H225V208H227V210H230L228 213H229V215L228 214H226L227 216H229V218L227 217V216H225V217H227V218H225V217H223L222 219H224V220H221V218H220V222L223 224V222H224V225H226V223H227V225H229L230 226V224L232 223V225H231V227H227V225L225 226V227H227V229L224 227V225H220L219 223V221L218 220H216V226H214L215 225V221L214 222H212L213 221V219L211 220V219H209V216H210V214H204V215H195L194 213L195 212H192L193 214H191L190 215V217L191 218H189V216L187 215L188 213V211H189V209H191V207H192V205H191V199H195L197 196L195 195L196 194V190L195 189H193V192L190 190L191 189V187L189 186V187H187V186H183V187H181L180 188V197H181V199L182 198H185V197H187L186 199H183V201L181 200V201H176V199H173V197H164V196H167L169 193H170V195L172 196V194H171V192L170 191H172L171 189H173V188H171L172 187V183H173V181H172V183H170L171 185L170 186H168V185H166V186H164V187H162V186H160L159 187V183H158V181L160 182V180L161 181H163V180H165L169 175H171V172H172V174L174 173L175 175H176V172H177V167H178V165L176 166V164H179V166L181 167V168H185V169H187V170H189V167L191 168L192 166H194V164L196 163H193V164H191V162H190V157L191 156H193V155H191L192 153H189V152H191L192 151V149L194 150V152H193V154H197V153H200L199 155H201V154H203V153H201V151H202V149L200 150L199 148L201 147V148H203V146H204V144H203V142L204 141H206V140H204L205 139V137L203 138V139H201L202 137H203V132L205 133V130H197V131H200V132H202V135H201V133H199V132H196L195 130H189V131H192L191 133L187 130H185L184 128L182 129L181 127H185V125L186 124H188L190 121V119L188 120V118L186 117V116H184L185 114H180L179 116L177 115L175 118L176 119H174V121H175V123H174V121H171V123L174 125V126H172V124L170 123V121H167L168 119H167V117L166 118H164L165 116H166V114H167V116L169 117V112L171 111V109L170 108H172V106L170 105V103H168V102H163V103H160L161 104V106H159V103H158V101L157 102H154V104H152L151 105V103H153V102H151L152 100H153V98L152 97H146L147 95H146V88H149V89H155V90H158V91H160V93H167L166 91L168 90H171L170 92L171 93H174L175 91V87H173L172 85H171V82L169 81V74H170V72L169 71H167V69H165V72H164V70L162 71V70H154V72H153V74H151L152 73V70H151V68H150V70L148 69L150 66L152 67V65H153V63L155 64L156 62H157V57L155 56L154 58H151ZM156 59V60H155ZM141 60V61H140ZM136 61V62H135ZM140 62V64L139 65H141V66H139L138 65V63ZM143 61H144V63H143ZM147 61H148V63H147ZM143 64H142V63ZM150 62H152V63H150ZM217 62L218 61H216L215 62V60L213 61V63H214V65H217ZM137 63V64H136ZM145 63H147L146 65H145ZM149 64H151L150 66H149ZM135 65H138L139 67H140V69H143L144 67L146 68V67H148V68H146V69H143L144 70V73L143 74H145V76H143V75H138L137 76V74H138V69H139V67L138 66H135ZM220 64H218V66H219ZM131 66H132V68H134V71L132 70V71H130V69H131ZM143 66V68H141ZM99 67V68H100ZM98 70H97V69ZM106 68V69H105ZM116 70H115V69ZM138 68V69H137ZM94 69V70H93ZM120 69V68H119ZM61 70V71H60ZM105 70V71H104ZM119 71V72H117V73H120V74H122V75H124V76H121V75H118V74H116V71ZM135 70H137V72L135 71ZM149 72H148V71ZM97 71V73H95ZM101 71H102V73H104V74H101ZM104 71V72H103ZM130 73H129V72ZM158 71V72H157ZM202 71H205V70H202ZM202 71H200V72H202ZM207 71H210V69H208ZM58 72V71H57ZM127 72H128V74H127ZM146 72H148V73H146ZM151 72V73H150ZM168 72V73H167ZM66 73V74H65ZM100 73V74H99ZM132 73H134L133 75H136V76H132L131 74ZM162 73V74H161ZM205 73V72H204ZM56 74V73H55ZM65 74V75H64ZM93 74V75H92ZM116 74V75H115ZM151 74V75H150ZM159 74H161V75H159ZM165 74H168L167 75V77L168 78H166L165 76ZM89 75H91V76H89ZM102 75H104V76H102ZM118 75V76H117ZM148 75V76H147ZM158 75V76H157ZM63 76V77H62ZM70 78H68V77ZM81 76V77H80ZM107 76V77H106ZM121 76V77H120ZM82 77H84V81L83 82H85L84 84H83V82L82 81H80L79 79H81ZM103 77H104V79H106L107 80V78L109 79V81L107 80H104L103 79ZM106 77V78H105ZM112 79V80H110V78ZM120 79H119V78ZM123 77V78H122ZM127 77V78H126ZM130 77H131V79H130ZM141 77L143 78V80L141 79ZM165 77V78H164ZM245 77H246V75H245ZM78 79V81L76 82V80L75 79ZM113 78H115L116 79V83L117 84H115V79H114V82H113ZM119 79V81H117L118 79ZM125 78V81L123 80ZM134 78V79H133ZM155 78V79H154ZM69 80V83H70V81L71 80H73L74 82H71L70 84L72 85H74V86H71L67 81ZM88 79V80H87ZM95 79V80H94ZM98 79H102V82L103 83H105V84H103L100 80H98ZM127 79V80H126ZM139 79V80H138ZM142 81H141V80ZM151 79V80H150ZM165 79H167V80H165ZM96 80H98V81H96ZM122 80V81H121ZM136 81L135 83H133L132 81ZM164 80V81H163ZM67 83H66V82ZM113 83H112V82ZM140 81H141V83H146L145 85H142L141 83H140ZM167 81H169V82H167ZM184 81H186L187 82V84H188V86H187V84H186V82L184 83ZM184 81H180L181 83H180V91L181 90H183V88H185V87H190L191 89H194L195 87H196V85H195V87H191L192 85L190 84V83H188V80H184ZM97 82H101V83H97ZM110 82V83H109ZM125 82V83H124ZM137 82H139V83H137ZM147 82H148V84L150 83V85H152L153 87H151V86H149L148 87V84H147ZM111 84V86L109 85V84ZM119 83H120V85H121V83H124L123 85H121V86H118L119 85ZM169 83V84H168ZM66 84V85H65ZM108 84V86L109 87H107L106 85ZM131 84H133V85H131ZM137 84V85H136ZM139 84V85H138ZM183 84H186L185 85V87H184V85ZM22 85L24 86V84H21L20 86V89L21 88H24V90H27V91H30L31 92V89L29 88V87H27V85H25L24 87H22ZM64 85H65V87H64ZM71 87H70V86ZM84 85V86H83ZM104 85L106 86L105 88H104ZM117 86V87H115V86ZM162 85V86H161ZM209 85L211 86V87H213L212 89H214V87L215 86H213V84H208L207 86H205V87H203L202 89L205 91L207 88V90L206 91H208V90H210L209 88ZM52 86V87H51ZM114 86V87H113ZM159 88V89H157V87ZM164 86V87H163ZM170 86V87H169ZM26 87V88H25ZM67 87H70V88H67ZM90 87V86H89ZM111 87V88H110ZM123 89H122V88ZM151 87V88H150ZM169 88V89H167V88ZM173 87V88H172ZM183 87V88H182ZM235 88H236V86H234ZM28 88V89H27ZM107 88V89H106ZM108 88H110V89H108ZM114 88V89H113ZM116 88H118V89H116ZM129 88V89H128ZM140 88H141V90H140ZM172 88V89H171ZM234 88V89H235ZM30 89V90H29ZM66 90V91H64L63 93H62V91L63 90ZM69 89V90H68ZM84 89H85V91H84ZM132 89V90H131ZM144 89V90H143ZM23 89L22 90H20V91H24ZM60 90L61 91V94H59L60 92H58V91ZM106 90V91H105ZM109 90V91H108ZM116 90V91H115ZM163 92H162V91ZM166 90V91H165ZM101 91V92H100ZM109 93H108V92ZM174 91V92H173ZM212 90H210L209 92H211ZM234 91V90H233ZM57 92V93H56ZM106 92H107V94H106ZM47 93H49V94H47ZM67 93V92H66ZM101 95H100V94ZM102 93H104V94H102ZM117 93V94H116ZM142 93V94H141ZM176 93V92H175ZM233 93V92H232ZM53 94V95H52ZM58 94V95H57ZM84 94V95H83ZM87 94H89V95H87ZM92 94H93V96L96 98H94V97H92ZM99 94V95H98ZM115 94V95H114ZM121 96H120V95ZM139 96H138V95ZM145 96H144V95ZM168 94H169V92H168ZM50 95H52V96H50ZM91 95V96H90ZM99 97H98V96ZM111 95L113 96L112 98H111ZM119 97H118V96ZM141 95V96H140ZM55 96V97H56ZM86 96H88L87 98H86ZM97 96V97H96ZM115 96H117V98H119V99H116V97ZM83 97V98H82ZM109 97V98H108ZM124 97V98H123ZM144 97V98H143ZM145 97L147 98V100H149V101H147L146 102V99H145ZM63 98V97H62ZM94 98V100H92ZM105 99V100H104ZM107 99V100H106ZM121 99V101H122V99H123V101L121 102H119L118 103V101ZM144 99V100H143ZM59 100V101H58ZM69 101H65L66 102V104L68 105L69 104V102H71V103H73L74 101H75V99L72 101L71 100V98H69L68 99ZM117 100V101H116ZM125 100V101H124ZM135 100V101H134ZM143 100V101H142ZM60 102V103H62V101L63 100H61V99H56V103H54V105L56 104H58V102ZM114 101V102H113ZM140 101V102H139ZM142 101V102H141ZM145 101V102H144ZM102 103V104H101ZM112 103V104H111ZM116 103V107H115V104ZM122 103H123V105H122ZM133 103V104H132ZM158 103V104H157ZM177 103V102H176ZM106 104V105H105ZM111 104V105H110ZM136 104V105H135ZM139 104V105H138ZM149 105V106H147V105ZM163 104V105H162ZM167 104V106L169 107V109H167L168 107L166 106L165 107V105ZM169 104V105H168ZM173 104V103H172ZM71 105V104H70ZM102 105V106H101ZM119 105V106H118ZM120 105H122L121 107H120ZM190 105V106H189ZM203 105V106H202ZM202 105H198V106H200V107H197L196 105H194V107H192L193 106V104H190V103H188V105H186V108L187 109H190L191 111H193L194 113L195 112H199V114H198V116H197V121H198V119L200 120V119H204V120H208L209 118H211L212 120H213V122H211V128L212 129H215V127H216V129H224V128H228V130L230 129V127H231V124H229V125H227V124H225V116L227 115L226 114V111L225 110H227V109H224V108H222V109H220L217 113H214V112H212V108L211 107H207V105L205 106L204 105V103L202 104ZM69 106V105H68ZM109 106V107H108ZM112 106V107H111ZM157 106H159V108L157 107ZM163 106V107H162ZM203 108H202V107ZM119 107V108H118ZM138 107V108H137ZM162 107V108H161ZM191 107V108H190ZM113 108V109H112ZM115 108V109H114ZM133 109V111L131 112V110ZM155 110H154V109ZM195 108V109H194ZM197 108V109H196ZM205 108V109H204ZM83 109V107H80V106H76L75 107V110H73L74 112H73V115L75 116V117H71L70 119H72L73 121L75 120H77L76 118H78V117H76V114L77 113H79V112H81V110ZM147 109H149V110H147ZM160 109V110H159ZM204 111H203V110ZM112 110V111H111ZM142 110V111H141ZM153 112H151V111ZM159 110V111H158ZM166 110H167V112H166ZM169 110V111H168ZM196 110V111H195ZM198 110V111H197ZM208 110V111H207ZM17 111V110H16ZM77 111H79V112H77ZM111 111V112H110ZM117 111V112H116ZM130 111V112H129ZM146 111H148V112H146ZM76 112V113H75ZM129 112V114H127V115H129V116H127L126 115V113H128ZM155 112V113H154ZM213 113V114H210V113ZM221 112V113H220ZM48 113V112H47ZM46 113V114H47ZM148 115H147V114ZM159 113V114H158ZM166 113V114H165ZM226 114L225 116L224 115H222V114ZM42 114V117H43V114L44 113H41ZM112 114V113H111ZM117 114V115H116ZM151 114H152V116L154 115V118L156 119V122H155V120H154V122L156 123L154 126H151V125H149V122H151V118H152V120L154 119L152 116H151ZM156 114V115H155ZM163 114V115H162ZM216 114V115H215ZM113 115H114V112H113ZM160 115V116H159ZM200 115H201V118H200ZM213 115V116H212ZM220 115H222L221 117H220ZM77 116H78V114H77ZM132 116H134V117H132ZM163 116V117H162ZM202 116H204V118L202 117ZM205 116H207L206 118H205ZM130 117H131V120L128 122V120L130 119ZM150 117V118H149ZM160 117H162L163 119H167V120H163L162 118H160ZM128 118V119H127ZM85 118H82V117H79L78 118V120L77 121H80V120H84ZM91 119V118H90ZM93 119V118H92ZM118 119V120H119ZM138 119V121H139V119H140V121H142V120H144V121H146L144 124L146 125V128L148 127V128H150V129H146L143 133H145L146 132V134H144V135H142V136H140V137H137L138 135H136V137L134 136V137H131L132 135L131 134H133V132L135 131V127L133 128L132 126H133V124L134 123H136V122H138V121H136ZM146 119V120H145ZM161 120L160 121V123H162L163 122V124H161V125H163V126H161L160 125V127H162V128H160V127H158V125L160 124L158 121L159 120ZM136 122H135V121ZM148 120V121H147ZM158 120V121H157ZM163 120V121H162ZM71 121V120H70ZM73 121H71V122H73ZM132 121H134V123L132 122ZM144 121H142V123L144 122ZM84 122V121H83ZM157 122H158V124H157ZM165 122V123H164ZM169 122V123H168ZM177 122V123H176ZM20 123H24V124H26V125H24L23 127H21V125H20ZM91 123V122H90ZM139 123V122H138ZM141 124V123H140ZM165 124V125H164ZM167 124H170V125H167ZM175 124H177V126L175 125ZM180 126H179V125ZM28 125V126H27ZM148 125V126H147ZM166 125L168 126V128L169 129H167V128H165L166 127ZM221 125V126H220ZM31 126H33V127H31ZM124 126V127H123ZM155 126H157L158 127V129H157V127H155ZM165 126V127H164ZM170 126V127H169ZM227 126H229V127H227ZM25 127H27V128H25ZM108 127V128H107ZM153 127V128H152ZM31 128V129H30ZM114 128V129H113ZM131 128H133V129H131ZM155 128V129H154ZM160 128V129H159ZM170 128H172V129H170ZM176 128V129H175ZM14 129H12V130H14ZM34 129V130H33ZM109 129H113L112 131L111 130H109ZM174 129V130H173ZM181 129V130H180ZM103 130H109L110 132L109 133H105L106 131H103ZM114 130H115V132H114ZM121 132H120V131ZM147 130H150L149 132L147 131ZM158 130V131H157ZM162 130V131H161ZM175 130H180L179 131V133H180V135H179V133H177L178 131H175ZM207 131L209 130V129H206ZM32 131H34L33 133H31ZM38 131V132H37ZM124 131H126V133L128 132L129 134H126V133H124ZM130 131V132H129ZM161 131V132H160ZM176 132L175 134H174V132ZM187 133H186V132ZM209 131H211V129L209 130ZM208 131V132H209ZM37 132V133H36ZM103 132V133H102ZM113 132V133H112ZM173 132V133H172ZM42 133H44V134H42ZM116 133V134H115ZM124 133V134H123ZM135 133V132H134ZM194 133L196 134V136H194ZM198 133L200 134V135H198ZM52 134H55L54 136L52 135ZM114 134H115V136H114ZM120 134V135H119ZM123 134V135H122ZM126 134V135H125ZM118 135V136H117ZM131 135V136H130ZM146 135V136H145ZM205 135V134H204ZM48 136V137H47ZM114 136V137H113ZM145 136V137H144ZM148 136V137H147ZM152 136V137H151ZM154 136H157L158 138H160V139H157V141H155V143H156V145H158V144H162V143H164V145L162 144V146H168V147H166V149H165V151L164 152H160L161 153V158H160V160H159V158H156L155 159V157H158L159 155H160V153L157 155V156H153L152 157V161H151V163H152V165H144V162L145 163H147L148 161H147V159H146V157H145V155H144V157H143V155H141L140 154V152L138 153V149L137 148H150V146L151 145H153L154 146ZM12 137H14V138H12ZM57 140V142H55V139ZM117 137V138H116ZM121 137V138H120ZM144 137V138H143ZM147 137V138H146ZM149 137H151V138H153V140L152 139H150ZM157 137H155V139L157 138ZM174 137V138H173ZM175 137H179V139L180 140H178L177 141V138H176V140H175ZM51 138V139H50ZM105 138V139H104ZM136 138V139H135ZM143 138V139H142ZM149 138V139H148ZM117 139V140H116ZM136 141H135V140ZM168 139V142L166 141ZM201 139V140H200ZM150 140V141H149ZM153 142H152V141ZM159 140H162V141H160L159 143H158V141ZM164 140V141H163ZM170 140V141H169ZM174 140H175V142H176V144L177 145H180V147L184 144L185 145V148H188V149H186L187 151H189L187 154L188 155H186V152L187 151H185V153H182V152H180V155H171L170 153H168V152H170V150H171V146L173 145V146H176V144H175V142H174ZM196 140V141H195ZM203 140V141H202ZM112 141V142H113ZM134 141V142H133ZM141 141H142V143H141ZM148 141V142H147ZM174 143H173V142ZM180 141V142H179ZM207 141H210V140H207ZM242 142H238L237 144L235 143L234 145L235 146H240V148H241V146H244V145H246L245 147H252V145H251V141H248L249 143H247V141H244V140H241ZM55 142V143H54ZM129 142H131V143H129ZM135 144V142H136V144H135V146L137 147V148H133V146L131 145V144H133V143ZM137 142L141 145H139V144H137ZM166 142L167 143H171L170 145L169 144H166ZM198 144H197V143ZM211 142V141H210ZM213 142V141H212ZM244 142H246V143H244ZM146 143H150V144H147V146L149 145V147H147V146H145L146 145ZM151 143H153V144H151ZM205 143V142H204ZM214 143V144H213ZM213 143H210V145L208 144V143H205V144H207V146L209 145V147H208V149L210 150H208L207 149V152H211V150H214L215 151V149L216 150H219V145H216L217 143L216 142H213ZM243 143V144H242ZM60 146H58V145ZM145 144V145H144ZM201 144H203V145H201ZM249 144V145H248ZM259 144H260V152H261V156L258 154L257 156L258 157H253L252 159L251 158H247L248 159V161L247 160H245L243 163L244 164H242V165H246V164H248V165H246V166H251L252 168H254L255 170L252 172V174L258 169V168H260V167H263L262 165H264V163H262V161H264V140H261L260 142H259ZM143 145V146H142ZM198 145V147H196ZM199 145H201V146H199ZM214 145H216V146H214ZM172 146V147H173ZM186 146H188V147H186ZM235 146H233V147H235ZM152 147V146H151ZM184 147V146H183ZM191 147H193L192 149H191ZM195 147V148H194ZM250 147V148H251ZM102 147H100V148H97V150L98 151H101L102 149H101ZM170 148V149H169ZM196 148H197V150H196ZM211 148V149H210ZM213 148V149H212ZM215 148V149H214ZM124 149V150H125ZM140 149V150H141ZM169 149V151H167ZM137 152H136V151ZM191 150V151H190ZM83 151V152H82ZM96 151V150H95ZM98 151H96V152H98ZM115 152V151H114ZM196 152V153H195ZM203 152V151H202ZM213 152V151H212ZM211 152V153H212ZM215 152H217V151H215ZM214 152V153H215ZM82 153L84 154V153H86V154H84V156L82 155ZM136 153H138V154H140V155H138V154H136ZM164 153H165V155H164ZM209 153H207V154H209ZM210 153V154H211ZM74 154V155H73ZM168 156H167V155ZM213 154V153H212ZM163 155H164V157H163ZM79 156H81V158L79 157ZM132 156V157H131ZM136 156V157H138V158H134V157ZM170 156L172 157V156H175L176 157V160H177V162H174L175 161V157H172L171 159H170ZM180 156V157H179ZM187 156L189 157V160H188V158H187ZM82 157H84V159L82 158ZM143 157V158H142ZM186 157V158H185ZM252 157V156H251ZM75 158V159H74ZM76 158H77V161H76ZM78 158H79V161H78ZM134 158V159H133ZM145 158V159H144ZM148 158V157H147ZM174 158V159H173ZM178 158V159H177ZM74 159V160H73ZM81 159H83V160H86V161H81ZM88 159V160H87ZM94 159V160H93ZM131 159V160H130ZM163 159V160H162ZM165 159V160H164ZM168 159H170L168 162H170V163H166V161L168 160ZM187 159V160H186ZM249 159H250V161H249ZM257 159V160H256ZM73 160V161H72ZM146 160V161H145ZM154 160L156 161V162H154ZM201 160H204V161H207L208 160V158H204L203 159V157L201 158ZM254 160V164L252 163V161ZM256 160V161H255ZM159 161V162H158ZM161 161H164L163 163L166 165L165 167H161V169H159L158 171H159V175L157 174V171H156V169L158 168L156 165H155V163L158 165H160L161 166ZM173 161V162H172ZM188 161L190 162V163H188ZM224 161V162H223ZM258 161H260L261 162V164H259L260 162H258ZM6 162V163H5ZM67 162V163H68ZM71 162H73V163H71ZM158 162V163H157ZM171 162H172V164H171ZM222 162V163H221ZM247 162V163H246ZM252 163V164H250L249 165V163ZM258 162V163H257ZM7 163H9L8 165H7ZM62 164V165H60V164ZM67 163H65V164H67ZM161 163V164H160ZM175 163V164H174ZM219 163H221L222 165H219ZM110 164L112 165L111 167H110ZM164 164H162V165H164ZM170 164V165H169ZM175 166H174V165ZM189 164V165H188ZM197 164H199V162L197 161V163L195 164V166H197ZM200 164H202V165H204V163H202V162H200ZM257 165V167H255L256 165ZM0 165V166H1ZM191 165V166H190ZM226 165V164H225ZM255 165V166H254ZM11 166V167H10ZM59 166H61V168L59 167ZM145 167V169H144V167ZM147 166V167H146ZM183 166V167H182ZM187 166V167H186ZM213 166V167H212ZM222 166V167H221ZM254 166V167H253ZM258 166H260V167H258ZM141 167H142V169H144V170H142L141 169ZM167 167H169L168 169H166L165 170V168H167ZM175 168V171H174V168ZM180 167H178V169H180ZM213 169H212V168ZM245 167V166H244ZM243 166H241L240 167V169L241 168H244ZM110 169V170H112V168H115V164H112V163H110V162H106L105 163V170H107V169ZM156 168V169H155ZM164 168V169H163ZM182 169L183 171H181V169H180V173L181 174H183V173H185L186 171H185V169ZM208 168H211V169H208ZM163 169V171L162 172H164V173H162L161 172V170ZM173 169V170H172ZM205 169H206V171H205ZM60 170V171H59ZM172 170V171H171ZM210 170H211V172H210ZM59 171V172H58ZM153 171H155L156 173H154ZM174 171V172H173ZM209 171V172H208ZM150 172H151V174H150ZM161 172V173H160ZM169 174H168V173ZM203 172V173H202ZM208 172V173H207ZM214 172H216V173H214ZM221 173V174H219V173ZM178 173V172H177ZM205 173V174H204ZM206 173H207V175H206ZM214 175H213V174ZM136 173L135 172H132V173H129V175H127V176H121V178H122V181L121 182H123V181H125L126 179H128V178H130V177H132V176H134ZM155 174H157V175H155ZM164 175L163 177H159L160 175ZM180 174V175H181ZM198 174V176H196L195 177V175H197ZM203 176H202V175ZM210 174V175H209ZM216 174V175H215ZM237 174V173H236ZM149 175L151 176V177H149ZM161 175V176H162ZM199 175H201V177L199 176ZM209 175V176H208ZM140 176V175H139ZM212 178H211V177ZM213 176H215V177H213ZM223 176L225 177V178H223ZM193 178V179H191V178ZM194 177H195V180H197L198 181V178H199V183L198 182H196L195 180H194ZM198 177V178H197ZM239 177V178H238ZM144 178H145V181H147V183L148 184H146V182L144 181ZM146 178L148 179V180H146ZM163 178V179H162ZM197 178V179H196ZM200 178H202V179H200ZM221 178H223L222 179V181H221ZM236 178V179H235ZM238 178V179H237ZM240 178L242 179L241 181H243L242 182V184H241V182H239V180H240ZM16 179V180H17ZM76 181H74V180ZM120 179V178H119ZM160 179V180H159ZM226 179V180H225ZM234 179V180H233ZM158 180V181H157ZM196 182H194V181ZM204 180V181H203ZM223 180H224V182H223ZM230 182H228V181ZM71 181V182H70ZM97 181V180H96ZM226 181V182H225ZM237 181V182H236ZM72 182H74V183H72ZM145 183V184H143V183ZM190 182H192V183H190ZM210 182H212V181H210ZM210 182H208V183H210ZM224 184V183H226V184H222V183ZM246 183V185H245V183ZM253 183V184H250V183ZM76 183V184H75ZM154 183V184H153ZM229 183V184H228ZM238 183V184H237ZM240 183V184H239ZM247 183H248V185H247ZM74 184H75V186H74ZM102 184V183H101ZM101 184H99V182H98V185H100V187H101V189H100V187L98 186V188L103 192L104 190V188L101 186ZM156 184L158 185L157 187H155L156 186ZM243 184H244V186H243ZM264 184V183H263ZM148 185H150V186H152L151 187V189H150V186H148ZM154 185V186H153ZM175 185H177V184H175ZM222 185H223V187H222ZM253 185H254V188L256 189V191L254 190V188H252L253 187ZM173 186H174V183H173ZM197 186V185H196ZM231 186V187H230ZM256 186V187H255ZM257 186H258V189H257ZM158 187H159V189H158ZM165 187H166V189H165ZM185 187H187V189L185 188ZM156 188V189H155ZM169 189V191L167 192V190ZM183 188V189H182ZM224 190H223V189ZM259 188H260V190H259ZM42 189V190H41ZM45 189V190H44ZM98 189V190H99ZM152 189H154V190H152ZM158 189V190H157ZM182 189V190H181ZM184 189H185V192H183L184 191ZM233 190L232 192H231V190ZM148 190H150L151 192H153V193H150V191H148ZM195 190V191H194ZM257 190L259 191L258 193H256L257 192ZM39 191V192H38ZM42 191V192H41ZM101 191H100V194H101ZM188 191H189V193H190V196H189V194H188ZM191 191V192H190ZM161 192H166V194L167 195H163ZM173 192V191H172ZM195 192V194H193ZM232 193L233 194V196H232V194L230 195V193ZM237 192V191H236ZM42 193V194H41ZM45 193H46V195H45ZM96 193H97V191H96ZM179 193V192H178ZM183 193H184V197H183ZM187 193V194H186ZM223 193V194H222ZM41 194V195H40ZM44 194V196H42ZM79 196H78V195ZM161 194V195H160ZM252 194V195H253ZM148 197H147V196ZM169 195V196H170ZM178 195V194H177ZM195 195V197L193 198L192 196H194ZM202 195H204V194H202ZM202 195H200V196H198L199 198L202 196ZM221 195V196H220ZM262 195V196H263ZM144 196H146V197H144V199H143V197ZM158 196V197H157ZM207 195H204L203 197H202V199L201 200H203L204 202H207V203H205L204 204V206H206L207 204L208 205H210L211 203H212V201H213V199H214V201H217L218 199H216L215 197H212L211 196V198H212V201H210L211 200V198H210V195H208V197H206ZM98 197V196H97ZM204 197H206V199L204 200ZM80 198H82V199H80ZM165 198V199H164ZM190 198V199H189ZM232 200H231V199ZM98 199V198H97ZM121 199H122V201H121ZM141 199H142V201H141ZM156 199H160V201H161V203L159 202V200L158 201H156ZM164 199V200H163ZM187 199H188V203H187ZM208 199H210V200H208ZM216 199V200H215ZM167 202H166V201ZM168 200H169V203H168ZM189 200H191V201H189ZM228 200H230V201H228ZM237 200V201H236ZM110 201V202H109ZM115 201L116 202H120L119 204L118 203H116L115 204ZM125 201H127V203L125 202ZM153 201V202H152ZM156 201V202H155ZM166 202V204L164 203L163 204V202ZM175 201V202H174ZM213 201V202H214ZM91 204H90V203ZM111 202H113V203H111ZM124 203L125 205H123V204H121V203ZM152 202V203H151ZM177 202V203H176ZM178 202H180V203H178ZM185 202V203H184ZM101 203V204H102ZM107 203V204H106ZM135 205H134V204ZM148 203H151V204H149V205H152V204H154V205H152V208H150L151 206H149V205H147ZM177 206V204H179V206H177V207H179L178 209H179V212H178V209H177V214L176 215H174V209L176 208V206L174 205V204ZM237 203H239V205L237 204ZM259 203H262V204H259ZM102 204V205H103ZM113 204V205H112ZM134 206H133V205ZM137 204V205H136ZM145 204H146V206H145ZM156 204V205H155ZM160 204V206H158ZM168 204V205H167ZM180 204H182V205H180ZM51 205L56 209H54L53 211L54 212H56L57 214L56 215H58L57 216V218L56 219H53L52 217L51 218H49L48 217V214L45 212L46 211V209L47 208H49V207H51ZM119 205H121L120 207H119ZM127 205H129V206H127ZM130 205H132V206H130ZM162 205V206H161ZM164 205V206H163ZM166 205V206H165ZM189 205H191V206H189ZM88 206V207H87ZM115 206V207H114ZM123 206V207H122ZM145 206V207H144ZM158 206V207H157ZM175 206V208H173ZM119 207V208H118ZM142 207V208H141ZM150 208V209H148V208ZM170 207V208H169ZM181 207V208H180ZM262 207V208H263ZM123 208V209H122ZM124 208H126V209H124ZM127 208H129V209H127ZM143 208H146L145 210L143 209ZM162 208H163V210H162ZM189 208V209H188ZM229 208V209H228ZM242 210H240V209ZM119 209V210H118ZM148 209V210H147ZM165 209V210H164ZM168 209V210H167ZM173 209V210H172ZM187 209V210H186ZM132 210V209H131ZM147 210V211H146ZM162 210V211H161ZM170 210H172L173 212V214H170V216L168 215L169 213L168 212H170ZM185 211V213H187L186 215L184 214V212H181V211ZM239 210V211H238ZM149 211V212H148ZM161 211V212H160ZM166 211V212H165ZM234 211V212H233ZM246 211H244V212H246ZM92 212V213H91ZM110 212H111V214H110ZM146 212V213H145ZM157 212V213H156ZM181 212V213H180ZM125 213V212H124ZM171 213V212H170ZM237 213H239V214H237ZM254 213V212H253ZM145 214V215H144ZM155 214H157L156 216H155ZM166 215V216H164V215ZM181 214H183V215H185V216H183L182 217V215ZM235 214V215H234ZM245 214V215H244ZM93 215L94 216H97V217H93ZM149 215H152L153 217L151 218V216L149 217ZM179 215H180V217H179ZM206 215V216H205ZM238 215H239V217H238ZM243 215V216H242ZM105 217V218H103V217ZM126 216V214H123L122 215V218H124ZM187 216V217H186ZM194 216V217H193ZM198 216H200V218L198 217ZM91 217V218H90ZM93 217V218H92ZM108 217V218H107ZM155 217H156V219H155ZM158 217V218H157ZM178 217L179 218H181V220H180V223H178V221H177V219H178ZM187 219H186V218ZM195 217H196V220L194 221V219H195ZM231 217V218H230ZM232 217H234V220L232 221ZM258 218V220H257V218ZM90 218V219H89ZM99 218H100V220H99ZM102 218V219H101ZM106 218H107V220H106ZM161 218V219H160ZM193 218V219H192ZM92 219H96V220H94V221H92ZM104 219V220H103ZM198 219H200L201 221H203L204 220V222L206 223V224H208V225H206L205 223H203V222H201V221H198ZM208 221H207V220ZM217 219V218H216ZM89 220H91V221H89ZM98 220V221H97ZM101 220H102V223H101ZM140 220V221H139ZM146 220V221H145ZM154 220V221H153ZM183 220V221H182ZM188 220V221H187ZM193 221V224L191 225V222ZM208 222H206V221ZM209 220H210V222H209ZM245 220H248L249 222H251V223H248V221H246V223L244 222ZM55 221H57V222H55ZM105 221V223H103ZM109 222V223H107V222ZM143 221V222H142ZM150 221H152V222H149ZM176 222V224H175V222ZM217 221H218V223H217ZM238 221V222H237ZM93 222H95L96 223V225H95V223H93ZM98 222V223H97ZM125 223V225H124V223ZM126 222H127V224H126ZM135 223V225L136 224H138V226L136 225L135 227H133L134 226V223ZM139 222V223H138ZM141 222V223H140ZM174 222V223H173ZM196 224H195V223ZM198 222V223H197ZM199 222H201V224L199 225ZM226 222V223H225ZM229 222H230V224H229ZM235 222H237V223H239V222H241V223H243V224H241V223H239L238 225L241 227V226H244L242 229H240L239 227H238V229H236L237 228V226L235 227V225L234 224H236ZM90 223H92L91 225H90ZM154 223V224H153ZM166 223V224H165ZM173 223V225H171ZM213 224V226H214V228H213V226L211 225V224ZM253 223H256V224H260L259 226L257 225V227H256V224H253ZM100 224V225H99ZM108 224H109V226L110 227H107L108 226ZM130 224V225H129ZM145 224V225H144ZM179 226H178V225ZM205 224V225H204ZM218 224V225H217ZM241 224V225H240ZM121 225V226H120ZM187 227H186V226ZM191 227H189V226ZM212 226V228H211V226ZM233 225H234V227H233ZM237 225V224H236ZM247 225H249V226H247ZM263 225V226H262ZM96 226V227H95ZM122 226H125V228L124 227H122ZM128 226H130V228H131V232L132 233H134V231H135V233L134 234H136V236H134L131 232H130V230H129V227ZM221 226L223 227V229H224V231L225 230H228L229 232L231 231V230H233V232L235 233L236 232V230H237V232H239V231H241L240 233H235L234 235L237 237V235H238V238H236L233 234V237L234 238H232L231 239V232L229 233L228 231H226V232H224L223 230H222V228H221ZM250 226H251V228H250ZM95 227V228H94ZM119 227H120V229H119ZM218 227V228H217ZM233 227V228H232ZM118 228V229H117ZM122 228H123V230H122ZM127 228H128V230H127ZM158 228H161V230H162V228H164V230L165 231H163L162 230V233L163 232H165V233H161V231H160V229H158ZM219 228L222 230L221 232H218L217 231V229L219 230ZM262 228V229H261ZM133 229H134V231H133ZM158 229V230H157ZM229 229H231V230H229ZM247 229H249V230H247ZM110 230H112V232H110V233H106V232H108V231H110ZM125 230H126V233H125ZM140 232L139 234H138V231ZM197 230H199V231H197ZM214 230V231H213ZM235 230V231H234ZM245 230V231H244ZM102 231H104L105 233H101ZM120 231L122 232V233H120ZM127 231H129V232H127ZM158 231H160V232H158ZM193 231V232H192ZM196 231V232H195ZM212 231V232H211ZM65 233L66 234V237L70 240V241H72V244H73V246H74V249H76V250H74V251H76L75 253H72V252H70L69 250H67V249H65V248H63V247H60L59 245H58V237L62 234V233ZM100 232V233H99ZM148 232H150V233H148ZM201 232V233H200ZM210 232V233H209ZM215 232H217V234L215 233ZM232 232V233H233ZM243 232H245L244 234H243ZM246 232H248V234L246 233ZM262 232V233H261ZM111 233H112V235H111ZM128 233H130L131 235H132V237H129V236H131L130 234L128 235V237L126 236ZM148 233V234H147ZM167 233V234H166ZM171 233H173V234H171ZM192 233V234H191ZM211 233H212V235H213V233H214V235L216 234L217 236H212L211 235ZM250 233V234H249ZM260 233V234H259ZM105 234V235H104ZM111 236H110V235ZM126 234V235H125ZM146 234H147V237H146ZM196 234H197V236H196ZM200 234V235H199ZM205 234V235H204ZM226 234V235H225ZM229 234V235H228ZM103 235V236H102ZM125 235V236H124ZM171 235V236H170ZM223 235V236H222ZM256 235V236H255ZM258 235V236H257ZM105 236V237H104ZM108 236V237H107ZM124 236V237H123ZM133 236H134V238H133ZM149 236V237H148ZM194 236V237H193ZM220 236V237H219ZM225 236H226V238H225ZM229 236H230V239H229ZM240 236V237H239ZM110 237V238H109ZM126 237V238H125ZM167 237V238H166ZM171 239H170V238ZM192 237V238H191ZM200 237V238H199ZM217 237H219V239L217 238ZM225 239H224V238ZM257 238V239H255V238ZM258 237H259V239H258ZM261 237V238H260ZM109 238V239H108ZM132 240H131V239ZM142 238V239H141ZM151 238H154L155 240H152ZM158 238V239H157ZM160 238V239H159ZM163 238V239H162ZM166 238V239H165ZM201 238H202V240H201ZM253 239V242H252V239ZM192 239H193V241H192ZM199 239V240H198ZM224 239V240H223ZM226 239H228V241L226 240ZM123 240V241H122ZM125 240V241H124ZM128 240H129V242H128ZM134 240H136L135 242H134ZM146 240V241H145ZM219 240V241H218ZM243 240V241H242ZM250 240V241H249ZM133 241V242H132ZM139 241H141L140 243H139ZM147 241H149V243H151L152 241V243H154V241H155V245L153 244V246H152V243L151 244H148V242ZM151 241V242H150ZM167 241V242H166ZM190 241H192V242H190ZM215 241H216V243H215ZM218 241V242H217ZM220 241H221V243H220ZM223 241V242H222ZM110 242V243H109ZM126 242H128L127 244H126ZM156 242H157V244H158V242H159V245H157L156 244ZM211 242V243H210ZM227 242V243H226ZM238 242H242L241 244H243L241 247H242V249L244 250H242L241 248H234V247H236V245H239V243ZM246 242V243H245ZM108 243V244H107ZM113 243V244H112ZM126 244V246H125V244ZM147 244V245H151V246H147L146 245V247H144V245L145 244ZM162 243V244H161ZM215 244L216 245V247L213 245V244ZM224 243V244H223ZM235 243V244H234ZM238 243V244H237ZM247 243H248V245H247ZM256 243V244H255ZM261 243V244H260ZM263 243V244H262ZM220 246H219V245ZM222 244H223V246H222ZM254 244V245H253ZM260 244V245H259ZM140 245H142V247H144L143 249H141V248H139L140 247ZM211 245H213V247H211ZM217 245H218V247H217ZM245 245V246H244ZM251 245V246H250ZM259 245V246H258ZM111 246V247H110ZM163 246V247H162ZM243 246H244V248H243ZM251 248H250V247ZM254 246V247H253ZM255 246H257V247H255ZM107 247V248H106ZM148 247H150V248H148ZM155 247V248H154ZM161 247V248H160ZM205 247H206V249H205ZM220 247V248H219ZM247 247V248H246ZM216 248H218L217 250H216ZM224 248V249H223ZM233 248H234V250H233ZM256 248V249H255ZM260 248L262 249V250H260ZM100 249V250H99ZM104 249V250H103ZM139 249H141V251H142V253H141V251L139 250ZM213 249V250H212ZM226 249V250H225ZM230 249V250H229ZM237 249H240L241 251H239V250H237ZM254 249V250H253ZM113 250V251H112ZM154 250V251H153ZM161 250V251H160ZM208 250H210V251H208ZM212 250V251H211ZM219 250V251H218ZM224 250V252H222ZM257 250V251H256ZM260 250V251H259ZM78 251H79V253H78ZM101 251H104V252H101ZM139 251V252H138ZM152 251V252H151ZM159 251V252H158ZM233 251V252H232ZM244 253H243V252ZM251 251H252V253H251ZM263 251V252H262ZM101 252V253H100ZM134 252H137V253H134ZM153 252H154V255H153ZM227 252V253H226ZM239 252H241V253H243L244 255H241V254H238ZM246 252H247V254L248 253H251V254H248V256H247V254H246ZM258 252V253H257ZM262 253V255L260 254V253ZM144 253H146V254H144ZM221 253V254H220ZM223 253V254H222ZM77 254V255H76ZM79 254V255H78ZM105 254V255H104ZM136 254V255H135ZM140 254V255H139ZM155 254H157V255H155ZM152 255V256H151ZM224 255V256H223ZM235 255H237V256H235ZM238 255H241V256H238ZM259 255V256H258ZM135 256H136V258L138 259H136L135 258ZM140 256V257H139ZM220 256V257H219ZM222 256V257H221ZM232 256V257H231ZM243 256H244V258H243ZM247 256V257H246ZM261 256H263V257H261ZM149 259H148V258ZM224 257V258H223ZM233 257H235V259L233 258ZM239 258V260L240 261H238V258ZM132 258V259H131ZM135 258V259H134ZM231 258V259H230ZM236 258H237V260H236ZM261 260H260V259ZM133 259H134V261H133ZM147 259V260H146ZM152 259H154V260H152ZM122 260V259H121ZM131 260H132V262H131ZM149 260H152V261H149ZM208 260V261H207ZM211 260V261H210ZM230 260V261H229ZM257 260H259V261H257ZM219 261V262H218ZM222 261V262H221ZM236 261H237V263H236ZM125 262V264L127 263L126 261H124ZM205 262V263H204ZM207 262V263H206ZM223 262H225V263H223ZM228 262V263H227ZM253 262V263H252ZM255 262V263H254ZM117 264H121V263H117ZM128 264V263H127Z\"/></svg>", "mask_w": 264, "mask_h": 264}]
</instances>
